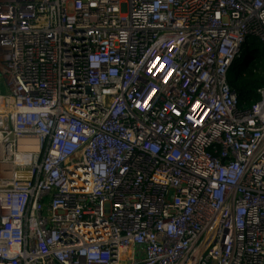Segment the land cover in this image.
<instances>
[{"label":"built area","instance_id":"obj_1","mask_svg":"<svg viewBox=\"0 0 264 264\" xmlns=\"http://www.w3.org/2000/svg\"><path fill=\"white\" fill-rule=\"evenodd\" d=\"M255 44L264 0H0V264H264Z\"/></svg>","mask_w":264,"mask_h":264},{"label":"trees","instance_id":"obj_2","mask_svg":"<svg viewBox=\"0 0 264 264\" xmlns=\"http://www.w3.org/2000/svg\"><path fill=\"white\" fill-rule=\"evenodd\" d=\"M260 63H264V48L255 44L244 62L228 74L240 108L251 107L259 99L257 91L264 88V69L260 68Z\"/></svg>","mask_w":264,"mask_h":264},{"label":"rangeland","instance_id":"obj_3","mask_svg":"<svg viewBox=\"0 0 264 264\" xmlns=\"http://www.w3.org/2000/svg\"><path fill=\"white\" fill-rule=\"evenodd\" d=\"M245 53H246V51H245L244 49H242L241 60H240L239 62H237V63L235 64V66H238V65L241 64V61L243 60V58H244V56H245ZM260 68L264 69V63H260ZM0 91H1L2 93L5 92V88H4L3 83H2L1 81H0Z\"/></svg>","mask_w":264,"mask_h":264},{"label":"clouds","instance_id":"obj_4","mask_svg":"<svg viewBox=\"0 0 264 264\" xmlns=\"http://www.w3.org/2000/svg\"><path fill=\"white\" fill-rule=\"evenodd\" d=\"M252 49H253V48H251V50L249 51L248 55L251 53ZM248 55H247V56H248ZM247 56H246V57H247ZM246 57H244L243 60H245ZM236 63H237V61H235V63L232 65L233 70H230V72H234V71L236 70V67H237V66H235ZM242 63H243V62H242ZM242 63H241V64H242ZM241 64H240V65H241ZM238 66H239V65H238ZM227 80H228V75H227ZM228 83H229V82H228ZM229 85H230V84H229ZM230 88H231V86H230ZM231 89H232V88H231ZM262 89H263V88H262ZM232 90H233V89H232ZM237 97H238V96H237Z\"/></svg>","mask_w":264,"mask_h":264},{"label":"bare ground","instance_id":"obj_5","mask_svg":"<svg viewBox=\"0 0 264 264\" xmlns=\"http://www.w3.org/2000/svg\"><path fill=\"white\" fill-rule=\"evenodd\" d=\"M7 125V124H6Z\"/></svg>","mask_w":264,"mask_h":264}]
</instances>
